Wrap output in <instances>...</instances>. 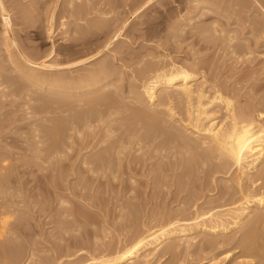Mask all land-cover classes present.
I'll return each mask as SVG.
<instances>
[{
    "label": "bare ground",
    "instance_id": "6f19581e",
    "mask_svg": "<svg viewBox=\"0 0 264 264\" xmlns=\"http://www.w3.org/2000/svg\"><path fill=\"white\" fill-rule=\"evenodd\" d=\"M126 1L130 0H124L125 4H127ZM173 1H177L176 10H173V7H168L166 9V13L159 12L160 15H155L154 18L147 14L149 16L147 20H139V24L144 25L143 28H140L139 26V28H137L135 25L134 28H131V26L128 27L126 26V21L124 20V22L116 28L115 26L118 23L117 20L120 18L116 16L111 18L109 17L110 14L114 12L112 4L114 5L115 1L67 0V6L64 8V13L67 15L66 17L69 18V21L67 20V23H61L62 26L65 25L66 27L64 29V32L66 33L65 37L70 39V35H72V33L78 34V39L82 40L81 45L85 43L89 44L86 49H88V51H92V54H87L88 56L82 58L78 57L79 59L66 63L63 62L68 70L76 68V74H55L49 78H45L43 75H40L36 69L38 68L39 70H42L48 67L54 69L55 67H58L62 69V67H60V58L58 59L56 56L58 55L59 57L63 51H67L69 46L67 47V44H62L58 47V49L52 47L49 52H43L45 53L43 55L46 58L40 61H37L33 55L40 56L42 55L40 54L41 51L40 53L36 51V54H34L29 53L28 51L27 53L23 50L24 48L20 50L19 42L16 36L17 34H15L16 32L14 31L15 28H12V25L15 26L17 24V21H15L16 24H13L14 19L9 13V8H13V10L10 9L12 12L15 11L16 8L14 9V7L16 4L20 5L18 3L20 0H7V4L6 0H0V19L3 27L2 36L0 35V43H2L3 50L5 49L7 51V54L5 55H7L11 64H13L17 70L19 69V71L23 73L26 78H28L27 80H29V83L37 84L38 86L36 87H40L41 90L44 88V90L49 92V96H44L41 101L45 102L44 105L47 109H50L49 112L51 111L55 114V120L52 118V121L54 120V122L50 128L48 127L47 134L44 136L48 138V143L46 141L45 147L42 145V150L44 151L43 157L41 156L43 151L41 150V153L37 151V154H41V157L36 155L35 162L37 158H41L38 160L42 163L46 160L48 161L49 159L50 161L51 159H55V161L58 159L59 162H61L60 159H68L67 155L70 151H74L73 148H76L75 144H78L80 147L76 150L80 149V151H87L89 148L92 151L90 153H79L80 155L77 154L79 156L75 154L76 157H81L80 159L104 160L103 164L106 162L107 166H109V163L106 160L111 159L110 162H112V158L118 159L117 162H119L122 161L123 157H126V159H134V162L136 161L135 163L141 161H137L135 159H144L149 161L150 159H156L159 162L154 165L147 164L143 161L142 167L147 164L145 168L146 170L142 169L143 172L142 170H138L141 171L142 174L144 173L143 176L146 175L148 177L151 175L148 177V180H150L148 184L151 186L149 187L150 191L156 187L157 189L160 188L162 190L164 188L165 190V188L173 186V190L176 192L175 197L178 196L180 192L186 191L185 189H187L191 184L190 177L191 174H193V200L188 199V201L182 203L184 206L180 203L182 201H179L178 206L182 205V209L179 207L176 210V213L173 212L175 215L171 214V217H168L167 215V218H165L167 221L164 220L166 221L165 223L164 221L162 223L160 222L161 224L164 223L163 225H160L157 229L149 228L145 233L138 234L137 232L138 235L136 237L133 235L135 238L132 242L127 246L125 245L122 249H114L112 246L111 249H114V253L109 252L112 253L111 255L109 254V256H90L87 260H85V262L82 261L84 263L80 262V264H122L126 260H132L133 258L140 256L141 250L149 248L150 246H154L156 248V246L164 239H168L170 237H181L185 235L188 230H193L197 233L203 232L205 235L207 234L210 236H214L219 233L225 234L223 236L220 235L221 237L219 238L213 237L208 239L206 238L207 236L202 237V244L200 243L201 246L198 245L201 252L197 248L198 252H200V256L197 255L199 257H196V259L198 258L197 260L193 258V260H196L195 262L192 261L193 264H201L202 260L203 264H218V255L221 253L226 254L230 251V249H233L234 251L236 248L239 249L238 253L241 257L246 256L250 258L249 261H243V264L244 262H247L246 264H264V32H260L264 30H261L258 26H256L260 29V31H258V29H255L256 27L254 28L251 25V27L247 29V33H250L251 38H249L250 36H245L240 38L243 40L242 41L235 36V34H238V31L241 32L240 27L238 29V26H236L238 31H235V28L232 29L233 27L229 29L222 27L220 23L222 20L221 18L228 19L233 15V18L236 20L233 23H239L238 25H241L240 21L238 22V16L240 17L238 14H240V9H243L242 6L244 5L237 0L232 2L233 6L231 9H229L231 6L228 5L230 2H226L227 4L225 5L224 0ZM254 1L257 4V8L264 7V5H262L264 0ZM32 2L33 1H28L26 6L27 8L25 10L24 7L23 9L20 7V10H24V13H22L23 15L30 12V9H35ZM129 3L130 6L128 7H132V12H130L132 14L137 12V14H141L150 11L152 8L154 9L156 3L163 6L165 3L167 4V2L162 0H131ZM55 8L56 5L50 9V17H48L50 18V21L52 20ZM16 12L17 11H15V13ZM13 14L14 13H12V15ZM27 15L29 16V13ZM139 16L140 15L135 16V18H138ZM16 17L17 16H15V18ZM26 17L27 16H25L24 19H26ZM156 17H158V19ZM171 18L173 19L171 20ZM205 18L211 19L210 22L206 19L209 23L208 27H206L207 25H203L204 20L202 21V24H198V22L201 23L200 20ZM206 21H204V24L207 23ZM255 25L256 24H254V26ZM103 26H106V28L104 27L106 30H100V33L103 32V40L99 43L93 42V38L91 39L90 35L98 33V30L101 29V27L103 28ZM125 26L126 29L124 28ZM185 26L187 27L186 29L184 28ZM233 26L235 25L233 24ZM243 26L241 25V28ZM113 27L116 29L114 30ZM163 28L166 29V32L161 34V32H163ZM111 30L114 31L111 33ZM208 32L210 33L211 38L210 36L209 38L205 36V33L207 35ZM122 36L126 39H124V37L122 38ZM206 37L208 40H212V38L214 40H219V38H221L220 42H224L226 47H223L219 41L218 42L220 44L218 45L214 42H212L214 43L212 46L208 45ZM127 38H129L128 41L130 40L132 42L137 39L142 41L139 47L136 46L138 47L136 51L127 48L130 44L132 45V43H127ZM249 39L250 42H253V46L251 43L246 44V42H249ZM73 40L77 39L75 38ZM236 40L237 44L235 43ZM66 41L68 42V40ZM201 41L203 44H200ZM181 43H184L185 46L181 47ZM192 45L197 46L196 48H193V55H195V57L193 56V59L187 63L179 57V53ZM124 46L126 47L123 48ZM210 47H212L215 51H217L216 48L223 50L227 55H229V57L232 58L235 64H244L242 67H239L240 65L236 67L233 64L231 70H238L239 73L237 74L236 71L237 75L232 78L230 83L227 82L228 80L220 81L221 78H208L207 75L209 74L207 73L210 69H213L211 68L213 65L210 66L207 63L208 59H204V57H201L202 55L199 56V52L207 49L210 51ZM133 48L134 46L132 49ZM219 49L218 51H221ZM215 51H213V53ZM223 51H221V53ZM198 53L199 57H196ZM66 56L70 57V55ZM103 57L104 59H98ZM220 59L222 58L220 57ZM52 60L56 62L53 63L54 61ZM94 60L96 62H93ZM113 60L123 61V65H120L122 63L118 64L122 67V69H113V66H116V64H113ZM47 61H52V63H47ZM89 63L90 65L88 67ZM118 65L116 67H119ZM229 67L228 71L230 69ZM235 70H233V72H235ZM214 71H216V69L212 70L213 73ZM69 72L73 71L70 70ZM25 77L24 80L26 81ZM199 78H201L200 81H198ZM210 78L212 77L210 76ZM32 86L35 85L32 84ZM1 88H3V86ZM120 92L122 93L121 95ZM6 93L7 91H5V94ZM7 94L8 95L5 97H8L10 93ZM0 95V98L3 99V94ZM0 102H2V100ZM39 106L42 105L40 104ZM0 129L2 131V127H0ZM34 131L32 132L35 134L36 132ZM42 132H44V130H42ZM38 136L40 137V135ZM35 137L37 138V135ZM35 137L34 139H36ZM44 139L45 138H43V140ZM31 140L34 141L33 139ZM41 140L42 139L35 141L37 146L39 143L44 142ZM31 148L37 150L34 146ZM127 148L133 151L129 150L130 154L125 155L124 151ZM34 150L31 149L32 152ZM35 153L36 152H34V154ZM7 160L8 157L6 158L0 154V176L3 175V177L0 178V247L3 246V249L6 245H4L2 241L6 243L4 238L6 230H9L7 227L12 225V222L15 221V219H12V217H14L13 215L21 210L18 208L19 206L28 207L31 200L33 201V199L30 201L28 200L29 196H31L30 192L32 193L33 191L31 187H29L32 183L27 184L28 182H24V180L21 181L19 178L20 176H16L17 178L13 179V183H15H12L13 186H5L9 177L4 176L6 175L5 171L7 172L12 169L9 171L11 174L12 171L17 173L19 170L16 169L19 168L16 166H14V168L11 166L8 167ZM42 163H40V167ZM100 163L102 164V162H99V164ZM105 165L102 166L105 167ZM125 166L126 171L128 166L127 164ZM62 167L64 166L62 165ZM100 168L101 167L98 169ZM98 169L96 168L97 171ZM130 169L128 173H130ZM133 169L135 168L133 167ZM62 170L63 168H61V171L59 170L58 172V176L61 178H63L61 176L63 173ZM134 171H136V169ZM131 174H128L129 177L127 178L131 181V183H134L135 180ZM167 178L169 180H166ZM219 178L223 179V182L218 183ZM62 181H60V183ZM65 182L61 184H65V186H67V183ZM131 183H129L130 186L132 185ZM221 183L222 185H220ZM35 184L36 183H34L33 189L35 188ZM54 185L59 187L58 185L60 184L54 182ZM130 186L128 187V190L125 191V197H129L130 201L133 199L137 203H124L126 206L123 207V209L125 210L127 208V211L119 209L118 207V212H128V215L131 214L134 218V215L136 214L135 212H137L136 210L141 206L140 200L142 201V199L139 198V191H136L134 195L131 194L133 191L130 190ZM12 189H14V193H11ZM117 189L120 188L118 187ZM191 189L192 187L190 186L187 191ZM215 189L217 191L216 196L213 195L211 197L209 195L210 193L207 194ZM53 190H56L55 192H57L56 188ZM40 192L41 191L39 190L38 193L40 194ZM116 192L119 193L118 191ZM65 193V191H61L59 196L57 194L55 195L58 196L56 201L58 208H56V205L54 206V208L58 210V212H54V217H58L57 222H59V219L63 217L70 218V216L79 217L82 215L79 209H73L71 211L70 208L68 210L71 206L67 207L68 201L65 198ZM41 195H43V193ZM36 198L38 199V196H36ZM90 199L93 201V198L90 197ZM126 201L127 200L125 198V202ZM176 201L177 199L174 202ZM33 202V206L36 207L37 205V208L41 211L46 210L47 213V209H49L51 212L48 210L49 213H47V216L52 213V211H56L53 207H51L53 202L46 203L41 201V203H39L38 200ZM30 207H32V205H30ZM28 209L29 208H27V210ZM186 212L192 214H188ZM185 213L188 215L184 216L183 214ZM42 214L43 213H41V215ZM104 214L106 215V213ZM122 214L117 215V217L120 216L121 222L122 219H124L121 218V216L123 217L125 216L124 214L127 213ZM50 216L51 221L56 220V218L51 219L53 216ZM18 217L19 220H21L20 214ZM18 217L16 216L17 221H19ZM115 218L113 220H115ZM87 219L89 218L87 217ZM110 219H112V217ZM154 219H152V221ZM187 222H191L192 225ZM22 223L24 222L22 221ZM22 223L14 222V226L21 225ZM24 224L26 226V223ZM143 225L145 226L144 223ZM236 227L240 230L238 236L231 234L234 232L238 233L235 231ZM8 228H10V226ZM24 228L25 227H23V229ZM14 229H16V227ZM233 229H235L234 232L232 231L230 234L227 232V230ZM20 230L23 232L22 229ZM10 232H12V229ZM15 238L18 237L16 236ZM94 239H96V237ZM28 245H30V242ZM169 245H171V248ZM169 245L168 247L172 249L173 244ZM224 247H226L225 250L221 251L220 249H223ZM165 248H167V246ZM216 250L220 251L214 252ZM3 251L4 250H2V252ZM166 251L171 250L166 249ZM207 251H209L211 255H207L208 257H205V252ZM172 252H170V254H172ZM152 254L153 252L144 255L142 262L147 264L149 257ZM186 254L188 257L190 252ZM28 255L29 256H27L26 260H31L33 254L30 252ZM63 256L68 260L73 257L70 253ZM63 256L57 255L52 257V259L49 257L51 259L50 262L45 261L44 263L43 260L42 263L67 264L65 263L66 259ZM172 256L171 258L174 257ZM225 256L227 257V254ZM179 257L181 258V256ZM46 258L48 259V257ZM204 259L207 261L204 262ZM175 260L176 259H174V261Z\"/></svg>",
    "mask_w": 264,
    "mask_h": 264
},
{
    "label": "rangeland",
    "instance_id": "374dc122",
    "mask_svg": "<svg viewBox=\"0 0 264 264\" xmlns=\"http://www.w3.org/2000/svg\"><path fill=\"white\" fill-rule=\"evenodd\" d=\"M28 1H33L32 3L35 7V9H30V12H28L29 16L27 15L28 13H26V15L22 14V13H24L23 11L27 8L26 6L28 4ZM111 1L112 2L115 1V4H114L115 6L112 4V7L114 8V12H113L114 14L111 13L109 17L111 18L113 16H116V17L120 18L117 20L118 25L116 24V26H115L116 28L118 26H120L121 23L124 21H126L125 23H126V26H128V27L131 26V28H134V25H135V27H137V28H139V27L143 28L144 25H140L139 24L140 21L147 20V18H149V16L154 18L155 15L158 16V15H160V13H164V12L166 13V9L168 7H173L172 8L173 10L174 9L176 10V8H177V1L162 0V1L167 2V4L166 3L164 4L165 7L163 5L156 3L154 9L152 8L150 11H147L145 13L140 12L141 14H137L138 12L135 14H132V13H130V12H132V7H128V6H130L129 2L131 0L126 1L127 4L124 3V0H121V1L117 0V3H116V0H111ZM233 1L234 0H232V1L231 0H227V1L224 0L225 5L228 2H230V3H228V5L231 6V7L228 6V7H230L229 9L232 8V6H233L232 2ZM237 1H240L242 3V5H244V6H242L243 9L242 8L240 9V12H239L240 14L237 13L238 15H240V17L238 16L239 20L237 19L238 22L240 21V24L242 26L245 25L242 27L243 30L241 28V25L240 26L238 25L239 23H236V24L233 23L236 21L233 18L234 15L230 16L228 19L221 18L222 20L220 21V23H221L222 27H225V29H229V28L233 27L232 29L235 28L236 29L235 31H238V29L240 27L241 32L240 31L237 32L239 35L235 34V36H237L239 39L243 38L245 36H250L249 38H251L250 33H247V31H248L247 29H249V27H251V25L254 28L256 26H258L261 30H264V28H261V27H264V7H262V8L258 7L257 8L256 7L257 4L255 3L254 0H242V1L237 0ZM18 3L20 5L16 4L17 7L16 6L14 7V9L16 8L15 11H17L18 13L17 12L15 13V11L12 12L13 8H9V13H10L11 17L14 19L13 24H16L15 21H17V24H16L17 26L12 25V28H15L14 31L16 32L15 34H17L16 36H17V40L19 42L20 50H22V48H24L23 49L24 51H26V52L28 51L29 53H34V54H36V51H38L39 53L41 51L40 54H42V55H40V56L33 55L37 59V61L38 60L40 61V60L46 58L43 54H45L46 52H49L52 47L53 48L55 47L58 49V47L62 44H67V47L69 46L67 48V51H63L59 57H58V55L56 56V58H58V59L60 58V64H61L60 67H62V69L58 68V67H55V69L48 67V68H45L42 70L35 68L37 70V72L40 75H43L45 78H49L55 74H61V75L62 74L67 75L70 73L76 74L77 73L76 68H74V69L72 68V69L68 70V68L65 67L66 65H64V63L79 59L80 57L82 58V57L88 56L87 54H89V55L92 54V51H88V49H86V47L89 44L85 43V44L81 45L82 40L78 39V36H79L78 34L72 33V35H70L71 36L70 39H67L65 37L66 33L64 32L65 31L64 29L66 27H65V25L62 26L61 23H63V22L67 23L69 21L68 20L69 18L66 17L67 15L64 13V8H66V6H67V0H20V2H18ZM6 4H7V0H6ZM54 5H56V8L53 12L52 20L50 21V18H48V17H50V11H51L50 9H52V7ZM117 5H118V7H117ZM169 5H171V6H169ZM262 5H264V3H262ZM20 7H21V9H23V7H24V10L23 11L20 10ZM10 9H12V10H10ZM260 9H261V11H260ZM12 13H14V14L12 15ZM147 14H149V16ZM138 15H140V16L138 18L137 17L135 18V16H138ZM15 16H17V17L15 18ZM25 16H27L26 19H24ZM156 18L158 19V17H156ZM231 18H233V19H231ZM172 19L173 18H171V20ZM206 19L207 18L200 20L201 23L198 22V24H202V21L203 20L206 21ZM207 20H208V22L211 21V19H209V18ZM136 21H138V22H136ZM204 21H203V25L204 26L207 25L206 27H208L209 23L206 21L208 24L207 23L204 24ZM1 22L2 21L0 19V27H1L0 28V35L2 36L3 27H2ZM251 23H253V24H251ZM233 24L235 26H233ZM254 24H256V25L254 26ZM29 26H30V28H29ZM50 26H52V27H50ZM126 26L124 27L125 29H126ZM236 26H238V29ZM49 27H50V29H49ZM104 27L106 28V26H103V28ZM115 27H113L114 30L116 29ZM258 27H256L255 29L257 30ZM103 28L101 27V29L98 30V33H94L93 35H90V38L91 39L93 38L92 39L93 42L99 43L100 41L103 40V32H101L102 34L100 33V30H106L105 28L104 29ZM124 28H122V29H124ZM164 28H163V32H161V34L166 32V29H164ZM184 28L186 29L187 27L185 26ZM260 29H258V31H260ZM114 30H111V33ZM208 31H209V29H208ZM260 32H264V31H260ZM97 34H99V35H97ZM208 34L206 35V33H205V36H207L208 38L210 36V38H211V35L209 32H208ZM123 37L124 36H122V38ZM75 38L77 40H73ZM208 38L206 39V42L208 41V45L212 46L214 43L216 45L221 43V45L223 47L224 46L226 47L224 42L223 43L220 42L221 38H219V40H217V39L214 40L213 38H212V40L211 39L208 40ZM238 38H236V39H238ZM124 39H126V38L124 37ZM128 39L129 38H127V40H126L127 43H132V45L130 44L131 46L129 45V47H127V48L131 49L133 51H136L138 49V47L140 46L142 41H140V39H137L134 42H132L130 40L128 41ZM66 40H68L69 43ZM240 40H242V39H240ZM242 41H238V42H242ZM201 42H200V44H203V42L202 43ZM212 42H214V43H212ZM216 42H218V43H216ZM235 43L237 44V40ZM249 43H251V45L253 46V42H250V39H249V42H246V44H249ZM52 44H53V46H52ZM0 45L2 46V43H0ZM93 45H95V44H93ZM1 46H0V92H1L0 94H3V97H2L3 99H1V98L0 99L2 100L3 103L0 102V104H1L0 105V127H2V131L0 129V146L2 147V148L0 147L1 148L0 154L5 156L6 158L8 157V160H7V164H8L7 166L8 167L9 166H11L13 168H14V166L19 167V168H16V169H19L17 172L18 174L15 173L14 171H12V173L10 174L9 171H11L12 169L7 171L8 173L5 171V174L7 176L6 175H4V176L5 177L9 176L8 180H10V181L7 180V184H5V186H7V185L13 186V184H15V183H13V181H14L13 179H16L17 178L16 176H18V177L20 176L19 178L21 179V181L24 180V182H28L27 184L32 183L31 186L27 185V186L31 187V189L33 190V191L31 190L32 193L30 192L31 196H29V199H28L29 201L31 199H33V201H35V202H36V200H38L39 203H41V201H44L46 203H50V202L52 203L53 202V204L51 206L53 208L56 205V201H57L58 196L60 195L61 191L62 192L65 191L66 192L65 194L67 195V196L65 195V198L68 201L67 207L71 206L68 208V210L70 208H71L70 209L71 211L73 209H77V210L79 209L81 211L82 215L79 217L75 216L77 219L74 216H70V218L63 217V218H61L62 221L64 222L63 223L61 221V219H59V222H57L58 217L57 218L54 217L55 216L54 212H58V210H56L55 208L54 209L56 211H52V213L48 214V216H47V213H49L50 210L47 209V213H46V210L41 211L39 208H37V205H36V207L33 206L34 202L32 200H31L28 207L27 206H23V207L19 206L18 208H20L21 210H19L18 212H16L13 215L14 217H12V219H15V221L11 220V221H13L12 225H9L10 228L12 229V232H10L11 229L8 228L9 227L8 226L7 229H9V230H6V234H5V238H4L6 243H4V241H2V243L6 246H4L5 247L4 249H3V246L0 247L1 248L0 249V264L1 263L2 264H33V263L35 264V262H36V264H41L43 260H44V263H45V261L50 262L52 257H55L57 255L63 256L67 253H70L73 256L69 260L63 256L66 259L65 260L66 262L65 261L64 262L67 264L68 263L69 264H78V263L80 264V262L84 263L85 260H87L90 256H95V257L104 256V255L109 256V254L111 255L112 253H114V251H113L114 249H116V248L122 249L123 247H125V245L126 246L129 245L132 242V240L138 234L145 233L146 230H148L149 228L157 229L160 225H163L167 221L165 219V218H167V215H168V217H171V214H173V212L176 213V210L179 207H180V209H182L181 207L184 206L182 203H184L185 201H188V199L190 200L193 198V195H192L193 194V176H192L193 174H191V177H190L191 178L190 179L191 184L188 186V188H190V186H191L192 189L187 191L188 190V188H187V189H185L187 192L182 191L176 197H175L176 192H175V190H173V186L167 187V188H165V190H164V188L162 190L160 188H158L162 192L160 190H158L157 187L154 188L155 190L152 189L150 191L149 187H151V186L148 184L150 181V180H148V177H150L151 175H149L148 177L146 175H144L145 176L144 177L143 176L144 173L142 174V172H143V170H146L145 168H146L147 164L154 165V164L158 163L159 161H157L156 159H150V161L152 160L151 162L149 160H144V159L143 160L142 159H135L137 161L141 160L140 162L135 163L136 161L134 162V159H126V157L125 158L123 157L122 161H119V162H117L118 159L112 158V162H110L111 159L106 160L109 163V166H107L106 162H104V164H103L104 160L101 161L98 159H80L81 157H76V155L79 153H90L92 151L89 148L87 149V151H85V150L80 151V149L76 150L80 147L78 144H75L76 148H73L74 149V151L72 150L73 152H71V151L69 152L70 156H69V154L67 155L68 159H63V160L60 159L61 162H59L58 159H56V161L59 163H57L55 161V159H51V161L49 159L48 161L46 160L47 162L45 161L44 163H42L40 160H38L41 158H37V160L35 162L36 155H39V157H41V156L43 157L44 151L42 150V148H43L42 145L45 147L46 141L48 143V138H46L44 136H46V134H47L48 127L50 128L51 125L53 124L54 120H55V118H54L55 114L51 111L49 112L50 109L49 108L47 109L45 107V105H44L45 102L41 101L44 96L45 97L49 96L48 95L49 92H47V90H44V88H42V90H41L40 87H36V86H38L37 84L29 83V80H27L28 78H26L25 75L19 71V69L17 70V68H15L13 66V64H11V62L7 58V55H5V54H7V51L5 49L3 50V46L2 47ZM133 46H134V48L132 49ZM136 46H138V47H136ZM184 46H185L184 43H181V47H184ZM193 46L194 45H192L191 47H187V48H185V50H183L181 53H179V55H180L179 57L187 63H189L191 61V59H193V56L195 57V55H193L194 54L193 48H196L197 46H194V47ZM125 47L126 46H124L123 48H125ZM210 48H209L210 51H208V49L203 50V51L201 50L199 52L200 55L198 53L196 57H199L202 55L201 57H204V59H208V61L210 60L209 62L207 61V63L210 66L213 65L211 68H213L214 70L216 69V71H214V73L212 72L213 69L209 70V72L207 73V74H209V75H207L209 79H213V78L220 79L221 78L220 81L228 80L227 82L230 83L232 81V78L239 73L238 70L233 69V70H235V72H233V70H231L233 64L237 67L241 63L235 64L233 62L232 58L229 57V55H227L223 50H221L219 48H216L217 51L212 49V47H210ZM218 49L223 51V52L221 53V51H218ZM80 50L82 52H85V51L86 52L82 53ZM211 50H213L215 52L213 53V51H211ZM43 52H45V53H43ZM75 53H77V54H75ZM93 54H94V52H93ZM66 55H70V57H68ZM205 56H207V57L209 56V57L207 58ZM218 56H220L222 59H220V57H218ZM98 59L101 60V59H104V57L98 58ZM52 61H54V60H52ZM52 61H49V62L47 61V63H52ZM55 62L56 61H54L53 63H55ZM93 62H96V61L94 60ZM120 63H122V64H120ZM113 64H116V66H117L118 64L123 65L124 63H123V61L113 60ZM89 65H90V63L88 64V67H89ZM120 65H118L119 67H116L114 65L113 66L114 68L113 67L112 68L113 69H117V68L122 69V67H120ZM219 65H221V66H219ZM243 65H240L239 67H242ZM63 66H64V68H63ZM218 67H220V68H218ZM228 67L230 68L229 71H228ZM70 70L73 72H69ZM58 71H60V72H58ZM217 71H219V72H217ZM236 71H237V74H236ZM20 74H21V76H20ZM216 74H217V76H216ZM210 76L212 78H210ZM24 77L26 78V81L24 80ZM200 79L201 78H199L198 81H200ZM14 81H16V82H14ZM123 83H124V81H123ZM32 84L35 86H32ZM2 86H3V88H1ZM5 91H7V93H10L8 97H5L6 95H8L7 93L5 94ZM2 92H4V93H2ZM4 94H5V96H4ZM13 94H15V95H13ZM121 94L122 93L120 92V95ZM24 96L25 97L27 96V97L25 98ZM0 97H1V95H0ZM40 104L42 106H39ZM23 106H24V108H23ZM52 118L54 119L53 121H52ZM50 119H51V122H50ZM43 128H46V129H43ZM42 130H44V132H42ZM32 131H34L36 133L34 134ZM34 135L35 136L37 135V138L39 137L38 135H40V137L37 139ZM31 136H32V138H31ZM34 137L36 139H34ZM43 138H45L46 140L45 139L43 140ZM31 139H33L34 141H32ZM39 139H42L41 141H44V142L39 143L37 146V143L35 141L39 140ZM43 143H45V144H43ZM31 144H33V145H31ZM33 146L37 150H34L33 148H31ZM37 147H39V148H37ZM31 149L34 151L32 152ZM129 150L130 149L127 148L124 151L125 155L130 154ZM37 151L39 153L42 152L41 153L42 155L37 154ZM130 151H133V150H130ZM34 152H36V153L34 154ZM3 153H5V154H3ZM79 155H77V156H79ZM114 158H115V156H114ZM131 160L133 161V163ZM115 161L117 162V164ZM143 161L147 164L144 163L145 166L143 165V167H142ZM99 162H102V164L101 163L99 164ZM33 163H35V164H33ZM40 163H42L43 167H42V165L40 167ZM96 163L98 164V166ZM118 163H119V166H118ZM95 164H96V167H95ZM126 164H127V166L129 164H131V165H129L127 167V170L125 171V169H126L125 165ZM138 164L139 165L141 164V165L139 166ZM62 165L64 167H62ZM102 165L103 166L105 165V167H103ZM121 165H123V166H121ZM137 165H138V168H137ZM51 166H53V167H51ZM37 167H39V168H37ZM99 167H101V168L98 169ZM119 167H121V168H119ZM133 167L136 169V171H134L135 169H133ZM61 168H63V170H62L63 173L61 172L62 173L61 176L63 178L58 176V174H59L58 172H59V170L61 171ZM96 168L98 169V171L96 170ZM130 168H132V169H130ZM117 169H118V171H117ZM129 169L131 170L130 173H128ZM138 169L139 170L143 169V170L141 172ZM28 171H29V174H28ZM30 171H31V174H30ZM64 171H65V173H64ZM128 174L133 175L132 177H134V180H135L134 183H131V181L127 178V177H129ZM2 177H3V175L0 176V178H2ZM112 177H114V178H112ZM218 177H221V176H218ZM56 178H58L60 180H58ZM44 180H45V182H44ZM65 180H66V182H65ZM166 180H169V179L167 178ZM219 180H218V183L223 182V179L219 178ZM60 181H62L61 183H64V182L67 183L66 184L67 186H65V184L64 185L61 184ZM4 182H6V181H4ZM54 182H57L58 184H60V185H58L59 187L54 185ZM34 183H36V184H35V188L33 189ZM129 183H131L132 185L130 186ZM39 184L41 185V187ZM123 184H125V185H123ZM128 185L131 188L130 190L133 191V193H131V194L134 195V193L136 191L137 192L139 191L138 192L139 198L142 199V201L140 200V203H141L140 208H138L136 210L137 212H135L137 214V215L136 214L134 215L135 219L133 218V216L131 214L128 215V212H123V211H120L121 213L118 212L119 209L124 210L123 207L126 206V205H124V203L129 204V202H133V203L136 202L133 199L130 201L129 197H125L126 196L125 191L128 190V187H129ZM220 185H222V183ZM53 186H55V187H53ZM64 186H65V188H64ZM118 187L120 189H117ZM55 188L57 189V192H55L56 190H53ZM59 188H61L63 190H61ZM34 190L37 192H35ZM39 190L41 191L40 194L38 193ZM59 191H60V193H59ZM116 191H118L119 193H117ZM11 193H14V189L11 190ZM42 193H43V195H41ZM189 193H190V195H189ZM56 194L58 196H55ZM207 194H209L211 197L213 195L216 196L217 191L215 189V190H212L211 192H208ZM32 195H34V196H32ZM186 195H188V196H186ZM36 196H38V199L36 198ZM52 196H53V199L55 198L54 201L52 199ZM120 196H121V198H120ZM46 197H47V200H46ZM90 197L93 198L92 199L93 201H91ZM141 197H143V198H141ZM177 197H179V198H177ZM35 198H36V200H35ZM125 198L127 200L126 202H125ZM173 199H175V200L177 199V201L174 202L175 200H173ZM147 201H149V202H147ZM179 201H182L180 203L183 206L181 204H180L181 206H178ZM121 202H123V203H121ZM120 204H122V205H120ZM30 205H32V207H34V208L30 207ZM118 207H119V209H118ZM27 208H29V209L27 210ZM56 208H58L57 205H56ZM139 209H140V211H139ZM124 211H127V208ZM189 212H191V211H189ZM189 212H186V213L192 214ZM41 213H43V214L41 215ZM104 213H106V215H108V216H106ZM122 213H127V214H124L125 216H123V217L121 216V218H124V219H122V222H121L120 216L117 217V215H121ZM186 213L183 215L184 216L188 215ZM19 214L21 216L20 217L21 220H19V217H18ZM50 215L53 216L51 219L56 218V220H54V221L57 223H55L53 220L52 221L50 220V217H51ZM83 215H84V217H83ZM127 215H128V217H127ZM173 215H175V214H173ZM16 216L18 217L19 221L16 220L17 219ZM110 216L112 217V219H110L111 218ZM115 216H116V218H115ZM81 217H82V219H81ZM87 217L89 219H87ZM159 217H160V219H159ZM114 218L116 221L113 220ZM131 218H133V219H131ZM152 219H154V220L152 221ZM66 220H68V221H66ZM118 220H119V223H118ZM160 220H162V221H160ZM164 220H166V221H164ZM22 221L24 223H26V226L24 223H22ZM81 221H82V223H81ZM163 221H164V223L161 224ZM14 222L15 223L21 222L22 224L18 225V226L17 225L14 226L15 225ZM143 223L145 224V226L143 225ZM187 223L191 224V222H187ZM23 224H24V226H23ZM12 226H14V227H12ZM153 226H155L156 228ZM15 227L17 230L14 229ZM23 227H25L24 228L25 230L23 229ZM105 227H107V228H105ZM20 229H22L23 232H21ZM235 229L227 230V232L230 234L232 231L234 232V230H235L238 233L234 232L231 234L238 236L240 233V230H238L239 229L238 227H236ZM137 232H138V234H137ZM228 233H226V234H228ZM10 234L11 235L13 234L15 236H13V235L11 236ZM220 235L223 236L225 234L219 233L217 235L210 236L207 234L205 235L203 232L197 233L193 230H190V231L188 230L187 233L181 237H170L168 239H164L162 242H160L156 246V248L154 246H152V247L150 246L149 248H145V249L141 250L140 256L135 257L132 260L131 259L126 260V261H124V263L125 264H130V263L144 264L142 262V258L144 257V255H146L148 253L150 254L153 252V254L149 257L147 264H179V263L180 264H182V263L183 264L184 263L185 264H187V263L193 264L192 261L195 262L199 258L198 256H200L201 250L199 249L200 248L199 246H201L200 243L202 244V241H203L202 237L207 236L206 238H208V239L213 238V237L219 238V237H221ZM6 236L7 237L9 236V237L7 238ZM16 236L18 238H15ZM12 237H13V240H12ZM95 237H96V239H94ZM66 238H67V240H66ZM8 239H10V240H8ZM94 241H96V242H94ZM29 242H30V245H28ZM196 242H198V243H196ZM166 243L168 245L173 244L172 249L173 248L174 249L173 250L170 249L171 245H169V247H170L169 248ZM194 245H195V247H194ZM112 246L114 248L113 250L111 249ZM164 246L165 247L167 246V248H165ZM197 248L199 249L200 252H198ZM225 248L226 247H224L223 249L221 248L220 250L221 251L225 250ZM166 249H169L171 251H166ZM2 250H4V251L2 252ZM71 250H72V252H71ZM110 250H112V251H110ZM160 250H162V251H160ZM163 251H165V252H163ZM172 251L173 252L175 251L174 254ZM219 251L216 250L214 252H219ZM238 251H239L238 248L234 249V251H233V249H230V251L226 253L227 257L225 256L226 255L225 253H221L217 257V259L219 260L218 264H241V263L243 264V261H249L250 260V258L246 257V256H244L245 258L242 256L244 258L243 259L239 255ZM30 252L33 254V257H32L33 260L32 259L26 260L27 256H29L28 253H30ZM61 252L63 253V255ZM73 252H74V254H73ZM109 252H112V253H109ZM170 252H172V254H170ZM188 252H190V255H188V257H187L186 253H188ZM53 254H54V256H53ZM177 255H178V258H177ZM207 255L208 256L211 255L209 251L205 252V257H208ZM171 256L174 259H176L175 261H177V262H175L174 259L171 258ZM179 256H181V258ZM5 257H6V259H5ZM46 257H48V259ZM183 257H184V259H183ZM196 257H198V258L196 259ZM193 258H195L196 260H193ZM34 259H35V261H34ZM206 259H204V262L207 261ZM82 261H84V262H82ZM235 261H236V263H235ZM173 262H175V263H173ZM124 263H122V264H124ZM246 263L247 262H244V264H246ZM201 264H203V260H202Z\"/></svg>",
    "mask_w": 264,
    "mask_h": 264
}]
</instances>
